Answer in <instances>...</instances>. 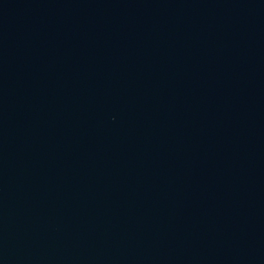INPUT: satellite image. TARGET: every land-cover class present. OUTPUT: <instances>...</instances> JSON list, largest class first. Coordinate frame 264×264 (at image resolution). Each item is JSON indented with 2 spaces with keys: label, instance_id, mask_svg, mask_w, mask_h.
I'll return each mask as SVG.
<instances>
[{
  "label": "water",
  "instance_id": "obj_1",
  "mask_svg": "<svg viewBox=\"0 0 264 264\" xmlns=\"http://www.w3.org/2000/svg\"><path fill=\"white\" fill-rule=\"evenodd\" d=\"M0 264H264V0H0Z\"/></svg>",
  "mask_w": 264,
  "mask_h": 264
}]
</instances>
